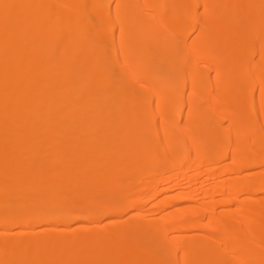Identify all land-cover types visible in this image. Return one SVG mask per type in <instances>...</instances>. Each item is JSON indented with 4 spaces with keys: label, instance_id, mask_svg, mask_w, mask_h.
Instances as JSON below:
<instances>
[{
    "label": "bare ground",
    "instance_id": "1",
    "mask_svg": "<svg viewBox=\"0 0 264 264\" xmlns=\"http://www.w3.org/2000/svg\"><path fill=\"white\" fill-rule=\"evenodd\" d=\"M0 264H264V0H0Z\"/></svg>",
    "mask_w": 264,
    "mask_h": 264
}]
</instances>
